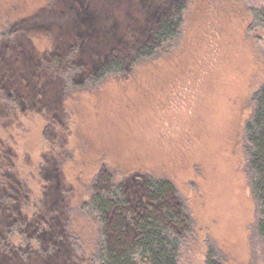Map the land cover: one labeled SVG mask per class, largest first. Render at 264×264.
<instances>
[{"label":"rangeland","instance_id":"rangeland-1","mask_svg":"<svg viewBox=\"0 0 264 264\" xmlns=\"http://www.w3.org/2000/svg\"><path fill=\"white\" fill-rule=\"evenodd\" d=\"M58 1L0 0L1 59L11 60L22 51L17 36L24 35L46 65L57 51L59 26L75 29L79 42H87L81 29L98 36L102 17L111 19L103 13L93 17L101 0H88L91 17L81 3L58 8ZM133 1L153 8L148 16L158 13L155 0ZM261 8L264 0H188L175 41L149 60L126 63L124 75L65 96L63 126L44 108L21 111L1 88L2 197L19 199L29 220L34 214L48 219L41 207L40 170L47 163L58 165L67 202L65 229L74 251L73 256L69 251V262L93 264L89 255L96 225L81 214L80 206L101 166L111 168L117 179L135 173L167 178L192 223L178 264H206L210 254L222 264H264L244 132L253 95L264 84V30L251 28L252 10ZM118 19L117 33L123 34L121 13ZM105 30L114 37L115 23ZM21 231L34 234L29 225ZM8 239L21 241L17 231ZM17 255L8 250L11 258Z\"/></svg>","mask_w":264,"mask_h":264},{"label":"trees","instance_id":"trees-1","mask_svg":"<svg viewBox=\"0 0 264 264\" xmlns=\"http://www.w3.org/2000/svg\"><path fill=\"white\" fill-rule=\"evenodd\" d=\"M72 1L81 3L83 13L88 16V0H59L56 6L65 8ZM97 2L95 20L101 13L111 16V19L102 17L98 36L103 39L86 28L81 30L87 42H79L75 29L59 26L55 38L57 51L47 57L46 65H42L24 35L17 36L22 51L14 53L11 60L1 59L4 45L0 40V89L8 91L6 98L21 111L44 108L48 116L63 126L66 95L82 87L98 86L109 76L124 75L128 62L131 65L153 58L178 38L188 4V0H164L162 5V0H155L158 13L148 16L153 8H141L133 0ZM118 13L123 16L120 27L123 34L117 33ZM111 21L115 23L114 37L105 30ZM251 28L264 30V8L252 10ZM6 66L8 71L4 73ZM252 100L253 111L244 132L250 188L256 205L255 230L264 256V84ZM40 177L44 182L41 207L48 216L46 220L40 217L42 214H34L29 220L19 199L13 198L12 202L0 194V233L3 242H7L0 247V264H71L69 254L73 256L74 251L65 229L68 214L60 167L47 163L41 168ZM19 188L27 194L21 182ZM21 197L24 198L22 194ZM49 204L56 207L49 209ZM80 211L96 225L89 255L93 264H178L181 247L192 231L190 214L169 179L145 173L117 179L105 164L94 177ZM28 225L34 231L33 236L21 231ZM16 231L21 241L14 244L8 238ZM9 249L18 253L15 259L8 256ZM23 250L25 253L21 254ZM215 257L207 256L206 264H222Z\"/></svg>","mask_w":264,"mask_h":264}]
</instances>
